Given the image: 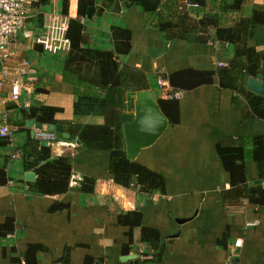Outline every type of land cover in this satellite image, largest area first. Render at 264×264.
<instances>
[{
    "label": "crops",
    "instance_id": "1",
    "mask_svg": "<svg viewBox=\"0 0 264 264\" xmlns=\"http://www.w3.org/2000/svg\"><path fill=\"white\" fill-rule=\"evenodd\" d=\"M212 1L206 8L212 6ZM60 2L50 0L40 9L32 3L28 6L24 29L32 40L19 61L10 59L5 66L0 64V93L5 99L0 113L6 116L4 122L12 137L6 166L9 179L0 185V223L10 218L13 224L12 231L0 239V264H17L10 260L12 248L21 262L30 244L37 245V264H136L135 259L138 264H151L147 263L150 255L143 252L147 243L138 240V226L132 230L133 242L125 244L129 235L127 225L118 221L121 209L140 210L142 223L159 228L166 236L164 257L153 264H264V203L242 198L238 204H223L221 191L230 187V179L217 149L219 143L240 142L247 175L249 179L257 177L259 169L252 148L255 135L264 134V118L251 111L239 91L219 86L216 75L211 82L178 89V121L168 123L152 144L135 155V159L165 177V191L141 192L138 186L116 183L108 171L105 151L82 149L75 140L58 137L45 140V144L50 145L53 155L71 153L68 190L53 195L37 194L29 188L27 180H33L36 173L21 167L19 154L27 135L37 136L35 128L26 122L25 129L14 130L16 125L11 121L17 112L9 105H27L35 88L41 87L45 90L39 96L43 102L61 107L55 115L58 119L102 123L105 117L104 89L64 71V50L52 52L35 44L53 16H76L77 0H69L67 14L61 11ZM119 7L115 11L111 5L98 13L95 4L93 16L82 19L85 39L93 45L112 46L110 25L129 27L131 52L125 60L147 72L148 87L153 88L156 98L171 93L169 72L185 67L214 69L218 61L225 65L233 55L234 47L228 42L201 38L195 29L168 38L150 25L147 12L127 7L122 0ZM252 8L264 10V0H243V14ZM38 12L41 17L36 15ZM21 33L8 44L10 58ZM164 42L167 46L158 55L148 54L149 47H160ZM252 44L264 49V23L255 27ZM24 59L31 62V71L20 77L17 67ZM13 78L23 82L19 101L8 98ZM121 111L122 121L131 118V96L124 100ZM14 151L19 153L12 157ZM27 170L35 173L33 179L24 177ZM85 175L95 177L91 192L82 189ZM236 238L240 239L239 245L234 244ZM124 254L130 256L122 257Z\"/></svg>",
    "mask_w": 264,
    "mask_h": 264
},
{
    "label": "trees",
    "instance_id": "2",
    "mask_svg": "<svg viewBox=\"0 0 264 264\" xmlns=\"http://www.w3.org/2000/svg\"><path fill=\"white\" fill-rule=\"evenodd\" d=\"M114 1L77 0V14L68 18L65 32L69 38V47L63 49L64 54L61 57L64 71L72 73L81 82L104 89V121L80 123L58 119L55 115L61 107L43 102L39 96L45 90L36 87L34 96L27 105H9V108L15 107L14 111L17 112L11 123L16 125L14 130L19 131L26 128L25 121L28 118H34L41 123L61 122L64 131L77 136L80 141L78 147L98 149L108 154V171L116 183L126 187L138 186L141 192H163L166 189L165 177L135 157L128 158L125 151L121 125L122 104L131 93L149 86L147 72L125 60L126 55L131 52V29L121 23H112V46L93 45L85 39V23L82 18L85 17L87 7L96 4L98 13H102L104 8L113 6ZM122 1L127 7L135 6L147 12L150 25L168 38L186 35L195 29L200 31L201 38L209 36L213 40L233 45V55L225 65H218L214 69L185 67L169 72L171 92L211 82L216 75L219 86L239 91L251 111L257 117L264 118V89L262 93H257L244 82L247 75L258 72L261 64L264 72V49H258L252 44L255 27L264 23V10L252 8L250 13L243 14V0H213L210 8H206L210 0H187L195 3L187 8L180 7L178 0ZM48 4L50 0L32 2V6L39 9ZM60 5L61 11L67 14L69 0H61ZM190 9L194 14L190 13ZM201 9L205 11L200 14ZM234 11L238 13L233 15ZM36 15L41 17L42 14L38 12ZM209 27H212L211 31ZM35 44L43 47L38 42ZM157 102L169 124L178 121L179 103L176 97H158ZM54 133L56 139L58 137L72 141L62 133ZM11 141V134H0V185L9 179L6 166L10 158ZM217 149L230 179V187L221 191L223 204H238L242 198L254 203H264V134L255 135L254 138L252 157L257 161L259 175L252 179H249L245 169L243 145L240 142L219 143ZM19 157L23 169H32L36 173L33 180H27L34 193L56 195L68 190L72 172L71 153L53 155L50 145L28 134ZM94 182L95 177L85 175L81 183L83 191L91 192ZM118 221L128 227L126 233L129 235V242L125 244L130 245L133 242L132 230L139 227L138 240L147 243L143 252L150 255L147 263L153 264L163 259L166 236L160 233L159 228L144 225L140 210L121 209ZM12 229V220L6 218L0 223V239ZM36 248L35 244L29 245L23 256L24 264H37ZM10 260L20 263L19 255L13 248ZM135 263L138 264L137 259Z\"/></svg>",
    "mask_w": 264,
    "mask_h": 264
},
{
    "label": "water",
    "instance_id": "3",
    "mask_svg": "<svg viewBox=\"0 0 264 264\" xmlns=\"http://www.w3.org/2000/svg\"><path fill=\"white\" fill-rule=\"evenodd\" d=\"M119 0L114 1L113 10H119ZM95 12V5H89L85 12V18H90ZM167 42L160 47H149L148 54L156 56L162 49H165ZM246 86L251 90L262 93L263 84V66L258 68L255 75H247ZM133 99V114L131 118L122 121V134L125 145V151L128 158H133L137 152L146 146L152 144L157 137L164 131L168 125V120L165 114L161 111L153 88L147 87L139 89L131 93ZM26 124L32 127L43 128L53 132L62 133L63 136L75 140L80 143L75 134H71L63 130L60 122L56 123H41L35 121L34 118L26 119ZM32 132L33 129H32ZM46 143L45 140H41ZM35 173L33 171H24V177L33 179ZM130 254H124L122 257H129Z\"/></svg>",
    "mask_w": 264,
    "mask_h": 264
},
{
    "label": "built area",
    "instance_id": "4",
    "mask_svg": "<svg viewBox=\"0 0 264 264\" xmlns=\"http://www.w3.org/2000/svg\"><path fill=\"white\" fill-rule=\"evenodd\" d=\"M35 0H0V64L5 66V61L8 56L7 47L11 39L15 37L20 31L27 33L24 29L25 18L27 16L28 6ZM195 3L183 0L181 6H193ZM83 19V18H82ZM67 17L55 15L51 20L45 23L43 31L36 38V42L42 44L43 48L48 51H58L67 49L69 47V38L66 35ZM29 60L24 59L21 65L17 67V73L21 75L31 71L29 66ZM221 64L220 61L217 62ZM27 67V69H25ZM23 86L21 79L13 78L10 80V86L8 90V98L12 101H19L20 91ZM178 97L180 90L176 89L169 93V96ZM5 102L4 97L0 93V105ZM1 112V110H0ZM6 116L0 113V134H10L8 125L4 122ZM35 135L42 140L54 139L55 133L53 131L35 127ZM18 151H14L12 156L18 155ZM235 245L240 244V239L236 238ZM19 264H24L22 259Z\"/></svg>",
    "mask_w": 264,
    "mask_h": 264
},
{
    "label": "rangeland",
    "instance_id": "5",
    "mask_svg": "<svg viewBox=\"0 0 264 264\" xmlns=\"http://www.w3.org/2000/svg\"><path fill=\"white\" fill-rule=\"evenodd\" d=\"M182 7H184V6H182ZM29 38L30 37L27 33L22 32L20 35V38H16V40L14 41V44H16V47L14 48V54H12L13 56L10 58L9 54H8L6 61H8L10 59H11V61H13V60L16 62L19 61V59H21V57L24 53L23 52L24 49H26L27 45L29 44L28 42L32 40V39L29 40ZM46 56H50V55L46 54ZM30 63L31 62H29V66L31 67ZM25 69H27V67Z\"/></svg>",
    "mask_w": 264,
    "mask_h": 264
}]
</instances>
